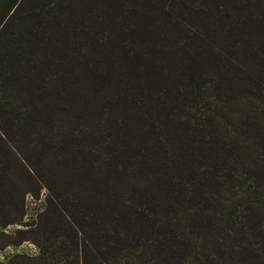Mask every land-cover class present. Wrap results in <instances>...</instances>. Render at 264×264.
I'll list each match as a JSON object with an SVG mask.
<instances>
[{
  "label": "trees",
  "instance_id": "16d2710c",
  "mask_svg": "<svg viewBox=\"0 0 264 264\" xmlns=\"http://www.w3.org/2000/svg\"><path fill=\"white\" fill-rule=\"evenodd\" d=\"M133 2L0 0V264H264V113L229 130L197 109L210 43L258 37L264 13L212 27L264 0L150 3L161 41Z\"/></svg>",
  "mask_w": 264,
  "mask_h": 264
},
{
  "label": "rangeland",
  "instance_id": "374dc122",
  "mask_svg": "<svg viewBox=\"0 0 264 264\" xmlns=\"http://www.w3.org/2000/svg\"><path fill=\"white\" fill-rule=\"evenodd\" d=\"M130 2H133V0H128ZM146 1L144 10L143 8H137L136 13L137 15L135 16L136 18L134 19L135 21L137 20L138 24L142 23V26H146V31L147 34L150 36L151 33L155 34L156 39L159 38L161 41L163 38V29H160L161 27H158V25L165 24L166 20L162 19L164 15H159L158 16V8L157 7H150V3L156 2V1H164V0H144ZM148 2V3H147ZM134 4V2H133ZM254 5V4H253ZM240 10L237 11H231L230 13L228 12L227 17L225 18L224 22L222 24H215L212 28L214 30H218L221 32L224 36H226L227 32L232 31V22L235 21L237 18H231L232 14L238 13L239 15H243V13L248 12V13H264V7L260 6H249V5H243L239 7ZM256 9V10H255ZM252 10V12H251ZM207 12H201L199 13V16H206ZM147 15H150L153 19H156L157 26L155 24L151 25L147 23H152L153 21L147 17ZM238 15V16H239ZM197 17L193 18L195 24L197 21ZM149 20V21H148ZM175 22V30L176 32L182 36L181 32L184 30V27L186 29H193L195 28V25L191 23V21H184V20H179L176 23V20H173ZM189 22V23H187ZM160 26V25H159ZM143 27L139 26V30L143 32ZM144 29V30H145ZM172 29V28H171ZM195 30V29H194ZM195 33V32H194ZM143 33H138L139 37L141 38L143 36ZM260 35L256 38H247L249 41H242L240 39H231L228 43L229 48H232V50H229V48H226L224 44H222L217 37L215 38V42L210 43L209 49L210 51L218 50L219 52L217 53H212L213 55L215 54L217 57L219 56L220 59L215 60L214 58H208V60H203L206 61L208 64L207 66H204L201 68L200 72H205L207 76H203V81H206V86L211 87V90L204 96L202 102L204 106H197V109H204L207 112H209L210 115H215L216 120L214 121L215 124L219 125L222 129H229V130H234L240 125V119L242 117V112L247 113L251 110H254L253 112L255 113V116H260L262 113H264V26L260 30ZM141 35V36H140ZM257 35V33L255 34ZM254 35V36H255ZM185 38H188V35L185 36ZM190 39V38H188ZM251 39V40H250ZM261 39V41H259ZM198 44H200V40L198 39ZM192 47H196L194 42L191 45ZM230 46H236L237 47V53H234V50H236V47H230ZM228 50V51H227ZM251 53L247 55V53ZM222 54V55H221ZM214 55V57H215ZM213 60L217 64V73H213L211 67L212 65L214 66V62L210 61ZM236 64V67L232 66L230 67L229 64ZM249 65L251 69H254L257 73L262 72L261 77L259 79L257 78L255 81H251L249 87L247 89L240 88V84L244 83L246 75L248 74V70H246V66ZM256 76L255 73L250 74V79L252 77ZM247 82V81H245ZM209 87V88H210ZM213 88V89H212ZM208 90V88H207ZM220 92H217V91ZM233 94L235 97H233ZM245 99L246 103H243V106L245 110H241L239 105H236L237 100H240L241 98ZM240 102V101H239ZM189 105V104H188ZM254 106V107H253ZM189 107V106H188ZM190 112L192 114H195V110L190 109ZM253 113V114H254ZM262 118H264L262 116ZM263 125V124H262ZM264 134V133H263ZM227 135V133H226ZM200 158V156L198 157ZM246 180L243 177V183ZM247 182V181H246ZM237 185H240L237 183ZM248 186L246 184H242V186L239 188V190L244 194L246 190H248ZM262 195L264 194V184H262V189H260ZM260 191H257L256 196L260 195ZM237 192H235L236 194ZM230 196V195H229ZM227 197V204L230 203V197ZM254 196V195H252ZM260 197L254 198V197H247L243 198V202L246 203L247 200L251 201L257 200ZM240 200V199H239ZM30 202V210L33 208V199H29ZM252 202V201H251ZM35 210H32L30 213L31 215L35 213ZM8 230H11L10 228ZM19 252H25L28 254H37L39 252V249L33 245H24L18 249Z\"/></svg>",
  "mask_w": 264,
  "mask_h": 264
}]
</instances>
